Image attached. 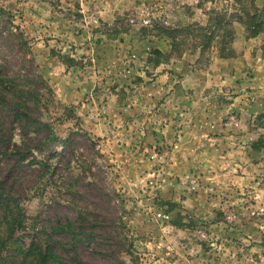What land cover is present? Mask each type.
I'll return each instance as SVG.
<instances>
[{"label":"rangeland","instance_id":"obj_1","mask_svg":"<svg viewBox=\"0 0 264 264\" xmlns=\"http://www.w3.org/2000/svg\"><path fill=\"white\" fill-rule=\"evenodd\" d=\"M0 237V264L42 238L67 264H264V0H0Z\"/></svg>","mask_w":264,"mask_h":264},{"label":"trees","instance_id":"obj_2","mask_svg":"<svg viewBox=\"0 0 264 264\" xmlns=\"http://www.w3.org/2000/svg\"><path fill=\"white\" fill-rule=\"evenodd\" d=\"M249 17L252 18L253 16L250 15ZM230 22L231 21L229 19H225L224 15L222 16L219 15L218 17H216L214 26L219 29V28H222V26L229 25ZM259 26H260L259 24H256L252 27V30L250 33L251 36H254L259 32ZM194 28L196 29H192V31L191 30L188 31V34L191 32L193 33L195 31L202 32L204 30L209 31L212 34V37L211 38L209 37L208 41H204L203 43H201L202 50H205L206 47H209V45H211L212 39L215 36V30L212 27H207V26H202V25L200 26L195 25ZM162 32H164L166 35L172 38V40H174V42L172 43V46L176 48L177 46L181 44L179 43L180 41H178V37L182 35L185 31L183 28L182 29H172V28L165 27L164 29H162ZM231 33L232 31H230V34ZM154 54L156 56L155 57L156 64H160L161 62H163L162 58L166 56L165 53H163L160 49L154 50ZM228 55L229 53L222 52L221 56L227 57ZM16 227H17V222L11 223L7 227V234L10 237H13V232L15 231ZM64 229H68V228L65 227ZM8 244H9L8 238L0 237V256H1V253L8 246ZM55 248L56 246L53 243V239H50V238H45V239L42 238V239H39L37 242H32L29 244H22L19 246V249H21V252L35 257L37 264H67L65 260L63 259V257L55 251Z\"/></svg>","mask_w":264,"mask_h":264}]
</instances>
